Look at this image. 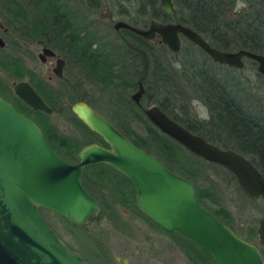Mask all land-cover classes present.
Returning <instances> with one entry per match:
<instances>
[{
  "label": "trees",
  "instance_id": "trees-1",
  "mask_svg": "<svg viewBox=\"0 0 264 264\" xmlns=\"http://www.w3.org/2000/svg\"><path fill=\"white\" fill-rule=\"evenodd\" d=\"M82 1L84 2L81 6H77L74 0H0V16L10 25L11 32L15 33L9 42L41 38L43 42H48L55 48L66 47L70 55L77 56L80 65L89 72H94V76L90 75L92 79H86L95 82L105 95L103 104L115 126L134 144L153 154L171 170L189 179L195 187L198 200L233 229L230 214L215 198V188L211 184L201 186L195 182L198 167L210 162L193 160L191 168L178 164L181 150L188 151L148 121L130 100L129 91L135 86L137 78L142 76L143 103L158 104L164 112L190 131L220 147L241 153L264 176V76L254 69L255 62L250 59H244V65L240 68L227 66L213 61L185 38L182 39L179 49L172 52L156 39L139 37L125 28L114 31L111 22L115 18H121L131 24L141 25L151 18L174 19L193 28L217 48L242 47L264 53V0H245L248 8L239 13L233 11L236 0H173V15L164 12L157 0ZM104 5L111 10H108L107 15L99 19L97 24L102 23L106 33L101 32L94 18H88L82 13L84 9ZM98 41L101 45L94 49L83 47L85 42L89 44ZM117 43L118 45H115ZM174 60L180 61L182 71H177L171 66ZM123 61L126 64L125 70ZM0 67L4 70L6 79L26 75L51 111L64 115L77 127L83 140L58 133L49 121V113L31 109L0 79V95L10 100L15 108L27 116L33 115V120L40 126L44 139L59 155L74 161L76 152L83 143L97 141L106 145L98 134L90 130L70 110V104L79 98L96 105V100L88 98L85 90H81V95L78 96L72 93L74 87L69 82L64 85L65 91L61 87L45 85L31 71L22 68L18 44L12 50L0 53ZM114 67L122 73L126 71V74L123 73L125 77L120 78V75L114 72ZM193 100H200L207 105L212 117L210 121L202 122L196 118ZM132 122L138 128L134 127ZM189 155L194 154L189 152ZM223 169L227 178L239 189L233 174ZM108 172L116 173L107 163L87 164L83 167L81 182L94 195L89 183L94 178L93 182L99 187L106 186L110 181L106 175ZM116 182L117 191L112 190L113 193L110 190L112 198L115 197L133 207L157 228L134 207L130 180L120 174ZM205 200L218 205L215 209L210 208L205 204ZM39 209L41 212L42 207ZM253 237L257 238L255 228L249 226L244 238L250 240ZM198 248L203 254L191 247L192 252L198 254L202 262L215 264L208 254ZM259 250L263 254V251Z\"/></svg>",
  "mask_w": 264,
  "mask_h": 264
},
{
  "label": "water",
  "instance_id": "water-1",
  "mask_svg": "<svg viewBox=\"0 0 264 264\" xmlns=\"http://www.w3.org/2000/svg\"><path fill=\"white\" fill-rule=\"evenodd\" d=\"M167 13L172 0H158ZM114 28H126L140 37L155 34L170 51L178 50L181 37L193 42L213 61L240 68L244 59L255 62L264 76V53L246 48L220 49L197 31L178 21L150 20L145 27L115 20ZM4 41L0 37V47ZM50 47L37 53L43 61L53 55ZM61 59L53 71L60 75ZM14 94L32 109L46 113L51 108L32 85L19 80ZM143 86L130 98L138 103ZM71 111L108 147L86 143L70 161L44 139L41 128L0 95V264H92L68 245L42 216L39 207L50 209L80 226L97 217L100 206L81 182L82 167L105 162L133 185L134 205L149 220L167 231H176L207 251L216 264H264L257 246L239 236L198 200L193 183L171 170L153 154L134 144L86 102L72 103ZM149 122L188 152L231 172L239 189L248 197H260L264 209V176L241 153L220 147L190 131L166 115L157 104L142 109ZM256 235L264 246V214L257 219Z\"/></svg>",
  "mask_w": 264,
  "mask_h": 264
},
{
  "label": "rangeland",
  "instance_id": "rangeland-1",
  "mask_svg": "<svg viewBox=\"0 0 264 264\" xmlns=\"http://www.w3.org/2000/svg\"><path fill=\"white\" fill-rule=\"evenodd\" d=\"M74 1L77 6H81L82 2H84L82 0ZM92 8L93 7L84 9L82 10V13L88 16V18H94L95 22L99 19H103V11L99 13V7L94 11ZM101 32L106 33L104 27ZM16 44H18V42H6L5 48L1 50L0 53L4 51L8 52L9 49L12 50ZM39 48L40 46L35 42H31L26 46L18 44L20 56L26 67L31 69L34 75H37V73L40 74L42 79L45 80L48 74H52L50 67L53 65L54 59L47 57L45 62H40L36 55ZM77 74L78 73L71 75V73L65 72L66 77L60 80H57L52 76V78L48 80L47 85L54 88L61 87L62 90L65 91L64 85L66 82H69L70 85L74 87L72 91L74 95L79 96L81 95V90H85L88 98L96 100L95 108L101 114L104 112L107 113L106 106L103 104L105 95L98 89L93 88L91 83L81 76V74ZM22 78L25 79L26 76H23ZM0 79L3 80L5 85L9 88H12L13 81L17 80V78L12 79L11 77L6 79L5 72L1 69ZM42 79L41 82H43ZM43 83L45 84L46 82ZM66 87L68 88L69 85H66ZM133 90L134 89H131L129 92H132ZM30 116L33 119V115L30 114ZM49 121L53 124L58 133L75 136L80 138V140H83L77 127L69 122L64 115L59 114L56 111H51L49 113ZM131 124L136 127L135 123L132 122ZM181 152L182 155L178 160V164L182 166L191 168L193 160L205 162L202 158L199 159L198 156L196 157V155H189V152H186L185 150H181ZM224 171L223 167L214 163L204 164V166L202 165L198 167V177L195 178V182L201 186L211 184V186L215 188V198L219 204L223 205L227 213L230 214L234 231L244 238L246 235V229H248L249 226L255 228L257 219L263 215L262 199L260 197L245 196L241 190L236 188L234 183L227 178ZM106 175L112 182H116L119 179L117 173L108 172ZM89 184L100 204V210L97 217L88 220L83 225L77 226L50 209L42 208L41 213L59 236L90 263L194 264V262H189L190 258L191 260H195L197 264H205L197 256L198 254L196 255L192 252L190 257L186 258L182 252H179L177 249L168 248L166 234L161 232L158 233L159 231L130 205L125 204L123 201L118 200L115 197L113 199L110 194L113 192L112 190L111 192L105 187H99L97 184H92V182ZM127 187H129V185H127ZM205 204L213 209L218 205L206 200ZM154 241H158L159 248L153 246ZM249 241L258 245L256 237H253ZM191 247L200 254H203V252L193 243L191 244ZM257 247L261 249L264 254V248H261L260 244ZM210 264L213 263L210 262Z\"/></svg>",
  "mask_w": 264,
  "mask_h": 264
},
{
  "label": "flooded vegetation",
  "instance_id": "flooded-vegetation-1",
  "mask_svg": "<svg viewBox=\"0 0 264 264\" xmlns=\"http://www.w3.org/2000/svg\"><path fill=\"white\" fill-rule=\"evenodd\" d=\"M105 1H109V0H105ZM158 1V0H157ZM173 1V0H172ZM105 4V3H104ZM159 4V3H158ZM173 4H174V2H173ZM96 8H92V10L94 11ZM98 9V8H97ZM96 9V10H97ZM99 13H101L102 11H103V15H102V18L105 16V15H107L106 13H107V11L108 10H111V9H109V8H106L105 7V5L104 6H99ZM163 10V9H162ZM164 11V10H163ZM165 12V11H164ZM167 13V12H166ZM175 13V5H174V12L172 13V14H170V15H173ZM167 14H169V13H167ZM106 18V17H105ZM104 18V19H105ZM118 19H120V20H124V19H121V18H115V19H113L112 20V22H111V28H112V30H114V31H117V30H119V29H121V28H114L113 27V23H114V21L115 20H118ZM150 20H157V21H162V22H166V21H177V20H174V19H169V20H158V19H154V18H151V19H149L145 24H141V25H135V26H139V27H145L147 24H148V22L150 21ZM102 20H100V22H101ZM124 21H126V20H124ZM126 22H128V21H126ZM179 22V21H178ZM30 23V22H29ZM96 23V25L98 26V28L102 31V28H103V24L102 23H100V24H97V23H99V21L98 22H95ZM129 23V22H128ZM131 24V23H130ZM132 25H134V24H132ZM186 25V24H185ZM104 26H105V24H104ZM126 29V28H125ZM193 29V28H192ZM128 30V29H127ZM130 31V30H129ZM132 32V31H131ZM134 33V32H133ZM13 35H15V33H12L11 32V28H10V25H7V23L5 22V20H4V18L3 17H1L0 16V37H1V39L4 41V46H2V47H0V49H4L5 48V46H6V42H9V40L12 38V37H14ZM137 35V34H136ZM140 37V36H139ZM143 38V37H142ZM13 39V38H12ZM146 39V38H145ZM152 39H156L157 41H159V36L158 35H154L151 39H148V40H152ZM182 39H184V37H181V41H182ZM186 39V38H185ZM205 39V38H204ZM187 40V39H186ZM206 40V39H205ZM21 41V42H20ZM181 41H180V45H181ZM189 41V40H188ZM31 42H35L38 46H40V48H39V50L37 51V53L41 50V48L42 47H44V46H46V47H50L53 51H54V53H53V55H45L44 56V60L43 61H41V60H39L40 62H45V60H46V58L47 57H51V58H53L54 59V63H53V65L50 67V70H51V73L53 74H48L47 75V78L44 80V79H42V76L40 75V74H38L37 73V77L38 78H40V79H42V81L43 82H46L45 83V85H47L48 84V80H50L51 78H52V76H54L57 80H60V79H63L64 77H66L65 76V72H69V73H71V75L72 74H74L75 75V73H78V74H81V76H83L84 78H89V79H92V78H90V75H92V76H94V72L92 71V70H90V72L84 67V66H82V65H80L79 63H78V61H77V56H72V55H70L69 54V52H68V49L66 48V47H63V46H61L60 48H55V47H53L51 44H49L48 42H43V39H41V38H35L34 40H30V39H27V40H25L24 42L22 41V40H19V42H18V44L19 45H29V43H31ZM160 42V41H159ZM191 42V41H190ZM104 43H106V42H104ZM108 44H111L112 42H107ZM114 43V42H113ZM160 43H162V42H160ZM193 43V42H192ZM87 44V45H86ZM163 44V43H162ZM101 44H100V42L98 41V42H89V44H88V42H85V45L83 46L85 49H94V48H96L97 46H100ZM115 45H118V43L117 44H115ZM180 45H179V47H180ZM211 45V44H210ZM89 46V47H88ZM198 47V46H197ZM167 48V47H166ZM168 49V48H167ZM179 49V48H178ZM169 50V49H168ZM89 51V50H88ZM175 52V51H174ZM37 53H36V55H37ZM85 53V52H84ZM61 59V65H60V75H57L54 71H53V68L56 66V59ZM39 59V58H38ZM20 60H21V62H22V68H24V70H26V71H31L32 72V70L31 69H29V68H27L26 67V65H25V63L23 62V60H22V58H21V56H20ZM123 60V59H122ZM126 61V60H125ZM125 61H123V63H124V70L126 69V64H125ZM243 65H244V63H243ZM242 65V66H243ZM241 66V67H242ZM120 67H121V64H120ZM0 69L1 70H3L1 67H0ZM114 69V72L115 73H117L118 75H120L119 77L120 78H123V77H125V76H123V73L124 74H126V71H124L123 73H122V71L121 70H117V68L116 67H114L113 68ZM4 71V70H3ZM77 74V75H78ZM23 76H26V75H23ZM22 76V77H23ZM127 76V75H126ZM17 78V80H15V81H13V84H12V91H13V85H14V83L15 82H17V81H19V80H25V81H27V82H29L26 78L24 79V78ZM137 80H139L140 81V83L142 84V86H143V83H142V76L141 77H139V78H137ZM137 80L135 81V86L132 88V89H136L137 88ZM30 83V82H29ZM90 83H91V85L93 86V88H95V89H98L99 91H100V89H99V86L98 85H96V83L95 82H93V81H90ZM31 84V83H30ZM32 85V84H31ZM121 85H122V83H121ZM32 87L34 88V86L32 85ZM120 88V87H119ZM119 88H116V90L117 89H119ZM35 89V88H34ZM121 89V88H120ZM126 89V88H125ZM36 90V89H35ZM122 90V89H121ZM133 90V91H134ZM132 91V92H133ZM37 92V91H36ZM38 93V92H37ZM143 93H144V86H143V92L141 93V95H140V97L138 98V103H135L131 98H130V94H131V92H129V98H130V100L134 103V105L136 106V107H138L141 111H142V109L143 108H145V107H147L148 105H151V104H156V103H152V102H142V97H143ZM39 94V93H38ZM40 95V94H39ZM41 96V95H40ZM8 101H10V100H8ZM77 101H83V102H86L94 111H96L97 113H99L100 115H102L103 117H105V119H107L109 122H111L114 126H115V124L111 121V119L109 118V115H108V113H100L96 108H95V105H93V104H91L88 100H86V99H84V98H79V99H77V100H75L74 102H77ZM11 102V101H10ZM74 102H72V103H74ZM12 103V102H11ZM72 103L70 104V107H71V105H72ZM13 104V103H12ZM158 105V104H157ZM13 106H14V104H13ZM159 106V105H158ZM32 109V108H31ZM34 110H37V109H34ZM70 110H71V108H70ZM162 110V109H161ZM142 113H143V111H142ZM166 113V112H165ZM144 114V113H143ZM166 115L167 116H169L167 113H166ZM145 116V115H144ZM30 117V116H29ZM146 117V116H145ZM170 118H172L171 116H169ZM173 119V118H172ZM149 121V120H148ZM176 121V120H175ZM179 123V122H178ZM40 127V126H39ZM116 127V126H115ZM117 128V127H116ZM118 129V128H117ZM91 130V129H90ZM119 130V129H118ZM97 134V133H96ZM104 141V140H103ZM91 142H93V143H97V144H99V145H102V146H104V147H108V145H107V143H106V145H103V144H101L100 142H97V141H88V142H86V143H91ZM86 143H83L81 146H80V148L84 145V144H86ZM79 148V149H80ZM78 149V150H79ZM78 152V151H77ZM76 152V153H77ZM76 160H77V157H76ZM76 160H74V161H76ZM99 163H105V162H99ZM92 164H94V163H92ZM85 166V165H84ZM83 166V167H84ZM83 167H82V174H83ZM112 167V166H111ZM113 168V167H112ZM114 169V168H113ZM115 170V169H114ZM116 171V173L118 174V175H123L121 172H119V171H117V170H115ZM124 176V175H123ZM125 177V176H124ZM95 179L93 178L92 179V184H94V185H96V183L95 182H93ZM109 180V179H108ZM129 180V179H128ZM236 181V180H235ZM237 184V183H236ZM131 185H132V183H131ZM103 187H105V188H107V189H109V190H116L117 191V188H118V186H117V182H111V181H109L108 182V184L106 183V186H103ZM109 187V188H108ZM132 187H133V185H132ZM88 191V190H87ZM245 194V193H244ZM91 195H93V194H91ZM94 196V195H93ZM247 196V195H246ZM95 197V199L97 200V202H98V204H99V200L97 199V197L96 196H94ZM134 197V188H133V196H132V198ZM259 197V196H258ZM201 203V202H200ZM133 205H134V201H133ZM99 206H100V204H99ZM134 207H135V205H134ZM206 207V206H205ZM136 208V207H135ZM207 208V207H206ZM208 209V208H207ZM136 210L137 211H139L137 208H136ZM210 210V209H209ZM211 211V210H210ZM140 213H142L141 211H139ZM212 212V211H211ZM213 213V212H212ZM143 214V213H142ZM214 214V213H213ZM263 214H264V209H263ZM215 215V214H214ZM216 216V215H215ZM262 216V215H261ZM260 216V217H261ZM217 217V216H216ZM151 221V220H150ZM152 222V221H151ZM256 224H257V221H256ZM155 226L157 227V228H155L156 230H158L159 232L158 233H164V234H166V236H167V247L168 248H175V249H177L179 252H182V254L184 255V257H186V258H189L190 257V254L192 253V249H191V242H193L194 244H196L198 247H200L197 243H195L194 241H192V240H190V239H188V238H186L185 236H183L182 234H180V233H178V232H176V231H167V230H164V229H162V228H160L159 226H157L156 224H155ZM234 230V229H233ZM255 232H256V226H255ZM247 240V239H246ZM249 241V240H248ZM257 241H258V239H257ZM253 243V242H252ZM254 244V243H253ZM256 245V244H255ZM258 245H259V242H258ZM258 245H256V246H258ZM261 245V244H260ZM153 246H157V248H159V244H158V241H154L153 242ZM261 246H263V245H261ZM206 254H208L210 257H211V255L207 252V251H205L202 247H200ZM258 248V247H257ZM263 248H264V246H263ZM258 250H259V248H258ZM259 252H260V250H259ZM195 254V253H194ZM260 254H261V252H260ZM261 256L263 257V259H264V256H263V254H261ZM211 259L213 260V258L211 257ZM187 260V259H186ZM189 262L191 263H193L194 262V264H197V262L195 261V260H191L190 258H189ZM214 261V260H213ZM214 263H215V261H214ZM216 264V263H215Z\"/></svg>",
  "mask_w": 264,
  "mask_h": 264
},
{
  "label": "clouds",
  "instance_id": "clouds-1",
  "mask_svg": "<svg viewBox=\"0 0 264 264\" xmlns=\"http://www.w3.org/2000/svg\"><path fill=\"white\" fill-rule=\"evenodd\" d=\"M248 5L245 2V0H236V4L235 7L233 9V11L235 13H239L244 9H247ZM174 69H176L177 71H182L183 70V66L180 63L179 60H174L172 61V65H171ZM192 106L195 109V113H196V118L202 122H208L211 120V113L207 107L206 104H204L202 101L200 100H193L192 101Z\"/></svg>",
  "mask_w": 264,
  "mask_h": 264
}]
</instances>
